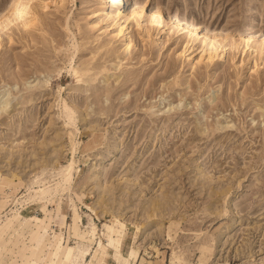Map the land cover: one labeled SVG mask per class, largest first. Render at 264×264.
Returning <instances> with one entry per match:
<instances>
[{
	"label": "rangeland",
	"instance_id": "1",
	"mask_svg": "<svg viewBox=\"0 0 264 264\" xmlns=\"http://www.w3.org/2000/svg\"><path fill=\"white\" fill-rule=\"evenodd\" d=\"M135 5L125 49L102 0H0V264L42 216L34 264H264V0Z\"/></svg>",
	"mask_w": 264,
	"mask_h": 264
},
{
	"label": "bare ground",
	"instance_id": "2",
	"mask_svg": "<svg viewBox=\"0 0 264 264\" xmlns=\"http://www.w3.org/2000/svg\"><path fill=\"white\" fill-rule=\"evenodd\" d=\"M129 1L130 0H102V2L106 6L105 11L103 12V15L109 21L108 25H110L114 28V30H115L114 35L115 36L124 35V37H126V41L124 42V48L125 49H128V47L131 43V38L129 36H126V33H127L126 30L130 26L129 23L133 19L134 14H140L141 10H142V5H135L131 8L128 7ZM14 4H15V2H12L11 6L8 9L10 10L14 6ZM26 6H27L26 4H23V6H22L23 10L26 8ZM124 7H126V8L128 7V8L126 10H124ZM153 8H154L153 12L150 13V16L147 18V23H148L149 27H152V25H155L157 31L165 29V30H167V32H177L178 30H175L170 26V24H175L178 26L179 29H182V30L187 29L188 30V33H187L188 38L193 39L195 37V35H194L195 33H194V29H193L192 25L187 24L185 22H181V18H178V14H175V15L171 14L170 11L164 5H154ZM15 14L17 17H19V11H16ZM164 16L168 17L169 19H173V20L170 21L168 24L167 23L164 24L162 22V18ZM205 45H206V47L202 48V50H208V56L210 57L212 55V53L214 52V46L211 43H209V44L205 43ZM72 166H73V161L71 160L63 167V174L68 173V171L71 169ZM49 187H50V184L49 185H42L41 188L40 187L34 188L33 192L35 193V195L43 196V195L47 194V192L50 190ZM4 201H5L4 199H0V211L3 207ZM11 204H13V205L11 206V208L9 210L11 211V213L17 214L19 216L20 212H21V210L19 209L21 207V201L17 197H14L11 201ZM0 216H1V213H0ZM44 217L45 216H42V218L40 217L39 219L35 220L33 229L27 235L26 240L22 241V245L20 246L16 257L13 259L12 264H25V260H23L25 253L28 250H30V248L33 244V241H35L37 239V237H38L39 233L42 231V229L47 228V223L44 221ZM57 235H58V237H57ZM60 236H61L60 233H54L53 238H52V242L49 246L48 252H47L45 259L43 260L42 264H47L46 263L47 259L51 256L54 249H56V247H58V242H59ZM80 239H82V236H80ZM77 242H79V241H77ZM65 245L66 244L59 245L58 253L62 247H66ZM98 249H101V248L98 247ZM58 253H57V255H59ZM72 254H73V251H71V254H70L71 256L69 257L70 260H71ZM112 260L115 262V263L113 262L114 264H119L118 261H116L114 258H112Z\"/></svg>",
	"mask_w": 264,
	"mask_h": 264
},
{
	"label": "crops",
	"instance_id": "3",
	"mask_svg": "<svg viewBox=\"0 0 264 264\" xmlns=\"http://www.w3.org/2000/svg\"><path fill=\"white\" fill-rule=\"evenodd\" d=\"M68 221V220H67ZM39 237V236H38ZM38 239V238H37ZM37 239L35 240V241H33V243H35L36 241H37ZM26 240V237L22 240V241H25ZM22 245V242L18 245V247L15 249V250H13V252L11 253V258H10V260H9V262L7 263V264H12V261H13V259L16 257V255H17V253H18V250H19V248H20V246ZM33 245L34 244H32V246H31V248H30V250H28L26 253H25V255H24V257H23V260H25V264H34L33 263V261H34V258L32 257V258H30L29 256H30V252H33L32 251V248H33ZM17 251V252H16ZM61 251H63V256H61V257H59V255H57L53 260H52V262H51V264H69V261H70V254H71V251H73V250H62V248H61V250L59 251V253L58 254H60L61 253ZM48 252V251H47ZM29 254V255H28ZM35 254V253H34ZM47 254V253H46ZM45 255V254H44ZM43 255V256H44ZM46 256V255H45ZM45 256L44 257H42L41 259H42V261H40V263L38 262V263H35V264H42L43 263V260L45 259ZM144 256H148L147 254H145ZM149 257V256H148ZM148 257H146L147 259H150V258H148ZM38 261H39V259H38ZM74 260H72V264L74 263L73 262ZM71 262V261H70ZM105 263V260L102 262V263H99V264H104ZM74 264H80V263H78V262H76V263H74Z\"/></svg>",
	"mask_w": 264,
	"mask_h": 264
}]
</instances>
